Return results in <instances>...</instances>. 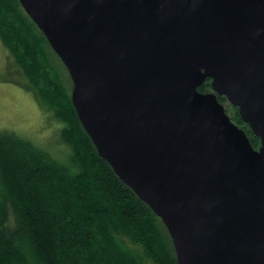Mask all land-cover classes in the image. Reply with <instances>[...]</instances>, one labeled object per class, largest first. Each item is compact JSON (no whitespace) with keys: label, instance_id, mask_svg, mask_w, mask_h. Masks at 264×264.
<instances>
[{"label":"water","instance_id":"water-1","mask_svg":"<svg viewBox=\"0 0 264 264\" xmlns=\"http://www.w3.org/2000/svg\"><path fill=\"white\" fill-rule=\"evenodd\" d=\"M19 1L99 156L161 219L178 264H264V0Z\"/></svg>","mask_w":264,"mask_h":264},{"label":"trees","instance_id":"trees-1","mask_svg":"<svg viewBox=\"0 0 264 264\" xmlns=\"http://www.w3.org/2000/svg\"><path fill=\"white\" fill-rule=\"evenodd\" d=\"M0 41L23 86L62 124L67 148L58 158L0 132V264H178L161 219L99 156L72 104L66 67L19 0H0ZM226 110L258 149L238 109Z\"/></svg>","mask_w":264,"mask_h":264},{"label":"rangeland","instance_id":"rangeland-1","mask_svg":"<svg viewBox=\"0 0 264 264\" xmlns=\"http://www.w3.org/2000/svg\"><path fill=\"white\" fill-rule=\"evenodd\" d=\"M15 71L0 41V132L14 133L62 158L67 150L59 139L62 124L42 108Z\"/></svg>","mask_w":264,"mask_h":264}]
</instances>
